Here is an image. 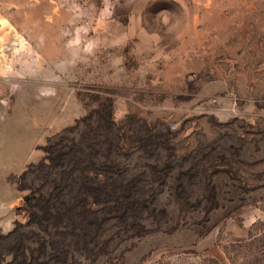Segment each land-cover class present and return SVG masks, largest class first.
Here are the masks:
<instances>
[{
    "label": "rangeland",
    "instance_id": "rangeland-1",
    "mask_svg": "<svg viewBox=\"0 0 264 264\" xmlns=\"http://www.w3.org/2000/svg\"><path fill=\"white\" fill-rule=\"evenodd\" d=\"M0 264H264V0H0Z\"/></svg>",
    "mask_w": 264,
    "mask_h": 264
},
{
    "label": "trees",
    "instance_id": "trees-1",
    "mask_svg": "<svg viewBox=\"0 0 264 264\" xmlns=\"http://www.w3.org/2000/svg\"><path fill=\"white\" fill-rule=\"evenodd\" d=\"M112 113V112H111ZM110 113V115H109V118H110V121L111 122H114V120H113V118H112V114Z\"/></svg>",
    "mask_w": 264,
    "mask_h": 264
}]
</instances>
